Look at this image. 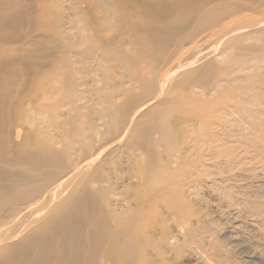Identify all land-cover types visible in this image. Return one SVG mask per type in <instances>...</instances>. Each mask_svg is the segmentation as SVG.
Returning <instances> with one entry per match:
<instances>
[{
    "label": "bare ground",
    "instance_id": "1",
    "mask_svg": "<svg viewBox=\"0 0 264 264\" xmlns=\"http://www.w3.org/2000/svg\"><path fill=\"white\" fill-rule=\"evenodd\" d=\"M26 1L0 0V264H185L184 189H264V0H57L36 33Z\"/></svg>",
    "mask_w": 264,
    "mask_h": 264
},
{
    "label": "rangeland",
    "instance_id": "2",
    "mask_svg": "<svg viewBox=\"0 0 264 264\" xmlns=\"http://www.w3.org/2000/svg\"><path fill=\"white\" fill-rule=\"evenodd\" d=\"M253 7L254 8L245 11L246 14H248L250 11L256 13L255 17L259 13L262 14H259V17L258 16L256 17L257 18L256 20L260 21L257 22L258 26H251V28L245 29V30L250 29V31L245 32V34L250 33L251 31L252 32L256 31V34L250 36V40L247 41L248 43L249 42L251 43V41L252 43L258 42L255 39V37L264 38V36H262L264 35V21H262L263 24L261 22V20H264L263 18L264 10L261 11L260 9H257L254 5ZM34 10L36 14L32 12ZM24 11H25L24 13L25 19H27V22L30 25L29 26L30 29H34L35 33L38 30H41L42 27L44 28L42 29V31L43 30L45 31L47 29L46 30L47 32L49 30H50L49 32H51V29L53 31L60 30V26L62 25L63 18H65V14H66V11L63 9V6L61 7L59 5V2H57V0H42L39 6H35V9L32 7L31 1L29 0L26 1ZM251 12L250 14H252ZM33 15H34V19H31L33 18ZM36 15L37 17H35ZM68 37H70V40ZM60 39H61V43L68 46V48L74 45V43H77L76 42L77 39L71 34H67V33H63ZM79 49H82V47H79ZM234 52H237V50L233 52L231 50V53L229 54H233ZM216 53H218V51L215 52V54ZM111 56L112 58H114L117 57V54L112 53ZM215 56L217 57V54L214 55V57ZM263 61H260L261 63L257 61V64L264 66ZM251 63L254 62L251 61ZM69 65L71 66V64L68 63V61L66 62L61 61L57 66V70L55 71H60L58 73H61L62 71L64 74L69 70V73H71L70 68H68ZM107 65H108L107 62L105 63L104 61H102L101 69L104 70V68L107 67ZM232 68H233L232 66L228 68V71H230L229 75L233 77L243 75L238 71L237 72L234 71V73L233 72L231 73ZM116 73H118V77L119 76L126 77L128 74V70L125 68L124 69L117 68ZM102 82H99L98 86L104 84ZM45 83H42V86L46 85ZM47 85L45 87H47ZM46 89H48V87ZM74 90L76 93L77 92L76 85L72 82L68 83L65 87V91L63 93L64 95L61 96V98H63L66 95H70L71 93L74 92ZM46 93H48L46 90L41 91V94H44L46 95V97H48ZM85 96L87 97L92 96V93L90 92L89 94L88 92H86ZM58 97L59 96L55 97L57 99L56 100L54 97L50 96L51 99L48 97V99L46 98L47 100L45 99V101H42L40 103L43 104L45 108H47L46 109L47 112L48 111L51 112L52 110H55L57 108V105L61 100V98ZM48 100L50 101V103ZM45 114H47L51 118L50 119L48 117L51 123L53 122L52 119L54 120L55 123V118H57L56 115L60 116L59 113L55 115L56 117L52 116L51 113L48 114L45 112ZM50 122H48V124H51ZM52 124L51 126H53ZM209 166L211 165L205 164L204 169L210 171L212 168ZM210 177L212 178V175L208 177L202 175L199 177L196 185L184 189L183 199L191 209L190 210L187 208L188 210L187 212H185L186 215H188L187 217L188 219L187 221L185 220V222L183 223L184 226L182 224V227L179 228L178 231H174L173 223H171L169 220H167L168 224L165 223V225L169 227V230H171L174 234H176V232L178 233L179 230H181L179 232L180 234L179 233L176 234L177 235L176 239L178 240L182 238L181 239L182 241L180 240L181 242L179 240L178 241L180 243L182 242L184 243V244L183 243L180 244L179 242H177L181 246L180 247L177 244V247L179 246L181 248V249H179V247L177 248V253L179 254V258H181L182 261L185 262V264H264V189L262 187H259L256 184V182H254L255 180L252 179L249 180L248 178L244 180V177L242 179V187H239L240 185H236L235 182L233 183L232 181L231 182L225 181L221 183L219 179H211ZM258 210L259 212H255ZM193 211L196 212L197 214H194ZM6 228L5 229L0 228V236L12 232V228L10 227H6ZM20 234L22 235V232ZM199 246L200 248H196ZM201 250L203 254L201 259H199L194 254V252L198 251L199 253L201 252Z\"/></svg>",
    "mask_w": 264,
    "mask_h": 264
}]
</instances>
